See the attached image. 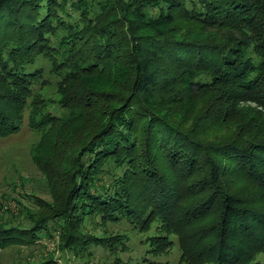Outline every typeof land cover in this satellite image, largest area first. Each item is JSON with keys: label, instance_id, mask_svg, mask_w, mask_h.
<instances>
[{"label": "trees", "instance_id": "16d2710c", "mask_svg": "<svg viewBox=\"0 0 264 264\" xmlns=\"http://www.w3.org/2000/svg\"><path fill=\"white\" fill-rule=\"evenodd\" d=\"M148 7L160 10L149 14ZM83 9L81 0H0V136L17 131L28 109L34 128L49 125L44 136L86 112L99 115L67 165H54L64 187L53 219L62 220V237L82 251L105 240L124 246L119 231L85 228L128 221L142 229L157 221L152 243L170 244L169 233H177L193 264H252L264 251V115L234 123L237 142L218 147L222 157L207 177L204 147L174 115L186 90L216 91L222 121L239 113L241 100L264 105V0H103L96 14ZM179 14L215 31L176 28ZM53 73L67 91L50 107L41 90ZM95 75L105 82H92ZM107 93L112 105L100 106ZM60 140H51L56 157L64 156ZM231 173L255 185L253 192L232 191L224 179ZM34 219L1 225L0 248L50 234L49 216Z\"/></svg>", "mask_w": 264, "mask_h": 264}, {"label": "rangeland", "instance_id": "374dc122", "mask_svg": "<svg viewBox=\"0 0 264 264\" xmlns=\"http://www.w3.org/2000/svg\"><path fill=\"white\" fill-rule=\"evenodd\" d=\"M72 1L77 2L79 0ZM81 1L84 6L83 10L87 9L89 14H96L100 11V1L103 0ZM159 10V7L147 8L149 14L159 12ZM70 19L72 18L64 16L63 21L73 22L69 21ZM173 25L176 28H192L195 32L203 35L215 31L211 27L196 24L180 14ZM123 39L122 43L126 48L130 43L126 38ZM38 62H42L41 64L44 65L48 73L52 71L50 61L39 59ZM48 75L49 82L42 88L41 97L46 100L47 106L51 107L56 103V99L66 93L67 87L62 85L61 87L64 89L59 88L54 73L51 76ZM90 79L99 84L105 82V77L100 75L92 76ZM214 92L209 88L184 91L183 98H180L178 109H176L178 113L174 115L180 128L185 131L184 133L188 138L190 137L189 140L191 138L196 139L204 147L205 155L201 156L200 159L206 163L204 166L207 169L205 170L207 171L205 177L211 172H216L214 164L219 163L222 157L220 154L222 150L218 153L216 151L218 147L230 141L237 142L239 131L234 123L250 120V117L255 114L264 115V105L252 100H241L239 113L232 112L227 121L219 120V113L214 110L220 104L215 101ZM107 94L104 95L105 98L100 99V106L112 105L109 98L110 94ZM118 104L117 101L113 102V105ZM125 104L126 102L120 106ZM29 111L28 109L24 113L21 126L17 131L0 136V227L1 225H17L19 222L30 226L35 220L34 218L47 215L50 218L47 224V232L50 234H45V231L42 232L44 234L41 238H37L31 243H27L24 239L20 243L0 248V264H18L26 260L40 261L51 256L55 257L57 264H193L190 259L185 257L180 236L177 233H169L170 244L159 247L152 243L150 237L161 232L157 221L152 222L148 228L142 229L128 221L107 222L98 228L97 226L93 228L91 222L85 228L91 233L96 229L97 233L100 232V234L105 229L108 235L117 234L119 231L126 235L124 246H113L114 243L105 240L92 245L90 252L80 250L79 245L75 242L68 243L65 241L60 233L62 220L55 223L53 220L54 213L61 206L64 188L62 183L54 180V173H57L54 170V165L62 169L64 165H67V161L71 160L74 151L80 147L81 142L85 141L87 133L92 132L91 130L98 126L99 115L86 112L79 118L70 121V124L58 123L56 128L54 126L51 128L50 134L44 136L49 125L34 128L30 123ZM52 111L54 112V107H52ZM225 111L222 112L223 115L227 114ZM261 126L264 127V122ZM61 132L62 134H60ZM54 137L63 140H60L61 143L59 142L58 145L60 148L65 147V151H59L60 154L64 155L63 157L55 156V143H51ZM194 143L198 144L196 141ZM59 147L56 148L59 149ZM220 163L225 170H228L226 169L229 167L227 161L224 160ZM218 167L219 164H217ZM201 176L203 174L194 179L195 175L193 180L189 179L186 183L196 182ZM224 179H229L232 191L250 193L252 191L250 188L256 187L250 184L247 179L236 177L232 173L230 177L224 176ZM180 186L182 187V183ZM32 194L37 196L39 202L28 201V196ZM24 203L28 204L24 206ZM252 264H264V251L257 255Z\"/></svg>", "mask_w": 264, "mask_h": 264}]
</instances>
